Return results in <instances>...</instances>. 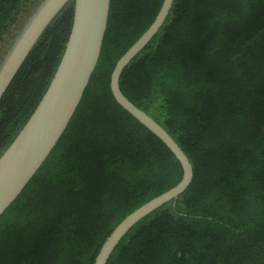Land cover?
I'll use <instances>...</instances> for the list:
<instances>
[{
  "label": "trees",
  "instance_id": "obj_1",
  "mask_svg": "<svg viewBox=\"0 0 264 264\" xmlns=\"http://www.w3.org/2000/svg\"><path fill=\"white\" fill-rule=\"evenodd\" d=\"M44 0H0V67ZM163 0H111L101 53L67 128L0 215V264H93L115 226L174 186L181 162L115 99L117 60ZM75 0L0 100V156L47 90ZM120 88L184 150L193 179L140 219L106 264H264V0H174Z\"/></svg>",
  "mask_w": 264,
  "mask_h": 264
},
{
  "label": "water",
  "instance_id": "obj_2",
  "mask_svg": "<svg viewBox=\"0 0 264 264\" xmlns=\"http://www.w3.org/2000/svg\"><path fill=\"white\" fill-rule=\"evenodd\" d=\"M68 0H44L0 67V100L46 26ZM174 0H163L150 26L117 60L110 78L116 101L155 133L181 162L178 183L126 215L104 241L93 264H106L124 235L147 214L177 198L193 179V166L171 134L120 88V76L165 22ZM111 0H75L69 38L54 76L37 107L0 156V215L47 159L74 115L96 68L107 29Z\"/></svg>",
  "mask_w": 264,
  "mask_h": 264
}]
</instances>
